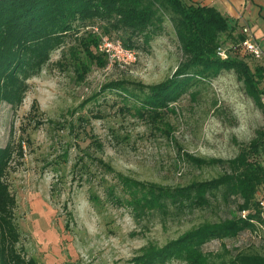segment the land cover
Returning a JSON list of instances; mask_svg holds the SVG:
<instances>
[{
	"label": "rangeland",
	"instance_id": "rangeland-1",
	"mask_svg": "<svg viewBox=\"0 0 264 264\" xmlns=\"http://www.w3.org/2000/svg\"><path fill=\"white\" fill-rule=\"evenodd\" d=\"M97 35L93 50L105 64L77 66L70 49L78 44L69 40L29 80L17 110L0 107V144L12 123L25 152L8 181L17 199L21 244L38 264H134L148 244H163L205 218L229 214L215 202L165 223L139 224L107 189L117 180L97 159L138 180L183 184L218 171L195 167L186 154L232 157L264 126V94L261 109L231 71H222L196 97L183 95L161 118L136 111L132 99L101 86L119 79L151 84L169 76L180 59L170 22L147 45L140 43L133 61L100 50L103 35ZM235 48L247 52L240 43ZM218 246L215 240L205 249Z\"/></svg>",
	"mask_w": 264,
	"mask_h": 264
},
{
	"label": "trees",
	"instance_id": "trees-1",
	"mask_svg": "<svg viewBox=\"0 0 264 264\" xmlns=\"http://www.w3.org/2000/svg\"><path fill=\"white\" fill-rule=\"evenodd\" d=\"M168 22L180 52L173 72L151 84L109 81L100 91L114 90L123 99H132L136 111L150 110L161 118L183 95L196 97L222 71H231L244 93L263 109V56L238 52L235 46L242 45L245 37L242 26L238 29L214 6L194 0H0V107L6 104L17 110L29 90V80L69 40L78 44L76 50L70 49L75 63L87 69L93 61L105 64L93 50L97 34L137 50L140 43L147 45L162 33ZM91 25L98 32H92ZM24 154L11 123L0 144V264H38L21 244L17 199L8 181L9 174L23 164ZM186 156L195 167L216 168L217 173L183 184H160L126 176L97 159L117 180L107 189L139 224L154 219L165 223L215 202L228 208L225 217L205 218L163 244H148L133 263L264 264V236H256L262 220L259 200L264 196V126L240 143L232 157ZM215 240L219 246L206 250L205 245Z\"/></svg>",
	"mask_w": 264,
	"mask_h": 264
},
{
	"label": "crops",
	"instance_id": "crops-1",
	"mask_svg": "<svg viewBox=\"0 0 264 264\" xmlns=\"http://www.w3.org/2000/svg\"><path fill=\"white\" fill-rule=\"evenodd\" d=\"M214 6L239 29L245 26L263 50L264 60V0H194Z\"/></svg>",
	"mask_w": 264,
	"mask_h": 264
},
{
	"label": "built area",
	"instance_id": "built-area-1",
	"mask_svg": "<svg viewBox=\"0 0 264 264\" xmlns=\"http://www.w3.org/2000/svg\"><path fill=\"white\" fill-rule=\"evenodd\" d=\"M89 28L92 32H98V27L96 25H91ZM242 31L245 35L242 41L243 48L255 58H261L263 56V50L259 46L254 36L248 32V29L245 26L242 27ZM101 39L102 41L99 45L100 50L104 49L105 51H109L113 49L115 53L118 54V56H121L122 59L129 61H133L135 59L137 50L124 47L119 39L111 40L107 36H102ZM114 56L115 54L111 55V57ZM259 206L261 208L260 212L262 220L257 225L256 236L260 238L261 236H264V196L260 198Z\"/></svg>",
	"mask_w": 264,
	"mask_h": 264
}]
</instances>
